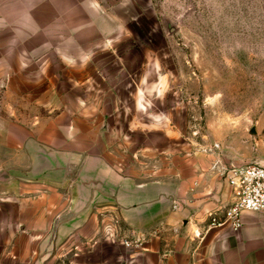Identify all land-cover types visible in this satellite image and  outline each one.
Here are the masks:
<instances>
[{"label":"rangeland","instance_id":"374dc122","mask_svg":"<svg viewBox=\"0 0 264 264\" xmlns=\"http://www.w3.org/2000/svg\"><path fill=\"white\" fill-rule=\"evenodd\" d=\"M50 156L81 180L28 183ZM186 163L264 166V0H0V264H20L38 220L46 242L64 229L44 259L84 263L68 227L88 218L116 260V205L85 173L100 185L102 166L145 180Z\"/></svg>","mask_w":264,"mask_h":264},{"label":"crops","instance_id":"0c3cea01","mask_svg":"<svg viewBox=\"0 0 264 264\" xmlns=\"http://www.w3.org/2000/svg\"><path fill=\"white\" fill-rule=\"evenodd\" d=\"M51 158L53 156L48 157L45 175L56 172L59 165H64L62 181L53 183L45 175H26V181L61 185L79 178L78 174L72 175L70 160L65 159L62 163ZM100 171L101 184L98 185L93 175L89 179V174L85 173L84 187L90 188L91 194L99 190L96 187L105 193L108 190L109 196L106 197L116 205V217L123 226L124 238L133 241L134 245L128 247L121 243L123 254L117 256L116 260H110L104 254L107 243L104 241L106 231L103 221L88 218L89 223L79 225L81 228L71 221L68 235L74 233L71 239L74 256L81 258L84 249L88 257L84 263L77 260L73 261L74 264H264V227L257 225L258 217L264 223V213L244 214L242 228L238 232L207 229L208 215L225 208L232 201L231 189L221 179L220 169H205L193 164L190 166V163L182 167L169 165L161 170L150 171L145 180L126 178L118 170L110 171L106 166H102ZM95 199L91 195L87 201L93 203ZM82 215L73 213L72 217L82 218ZM42 220H45L44 214ZM41 224L38 220L37 243L34 247L29 248L27 245L21 248L20 264L55 262L54 258L44 259V251L50 244L52 250L60 246L64 229L59 226L49 229L53 232V238L46 242V234H51L45 228L42 229ZM29 229L23 225V235H34L29 233ZM1 249L5 252V246ZM35 250L37 259L29 260ZM97 256L99 259L94 260Z\"/></svg>","mask_w":264,"mask_h":264},{"label":"built area","instance_id":"2783aa9c","mask_svg":"<svg viewBox=\"0 0 264 264\" xmlns=\"http://www.w3.org/2000/svg\"><path fill=\"white\" fill-rule=\"evenodd\" d=\"M221 176L231 189L232 201L225 208L208 215L207 229L238 232L242 228L244 214L264 213V166H232L222 170ZM123 244L128 247L134 245L128 240H124Z\"/></svg>","mask_w":264,"mask_h":264},{"label":"water","instance_id":"95a60500","mask_svg":"<svg viewBox=\"0 0 264 264\" xmlns=\"http://www.w3.org/2000/svg\"><path fill=\"white\" fill-rule=\"evenodd\" d=\"M62 163H64V162H62ZM64 169H65L64 165H59L58 166V170H56V172L49 173V174L45 175V171L46 170H44V172L42 174L38 175V176L45 175L50 180L53 179L54 177L56 178V176H57L58 177L57 178V180H58L57 182H60V181L63 180Z\"/></svg>","mask_w":264,"mask_h":264}]
</instances>
